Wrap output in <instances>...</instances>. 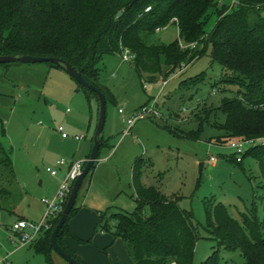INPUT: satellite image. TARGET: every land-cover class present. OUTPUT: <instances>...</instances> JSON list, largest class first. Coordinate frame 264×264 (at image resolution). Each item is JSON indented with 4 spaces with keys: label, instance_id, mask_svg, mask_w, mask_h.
I'll return each instance as SVG.
<instances>
[{
    "label": "rangeland",
    "instance_id": "1",
    "mask_svg": "<svg viewBox=\"0 0 264 264\" xmlns=\"http://www.w3.org/2000/svg\"><path fill=\"white\" fill-rule=\"evenodd\" d=\"M218 3L219 8L221 3L236 8L234 0ZM216 20L217 14L210 9L206 32ZM175 40L177 27L169 24L147 36L146 43L167 45ZM178 45L181 50L191 48L181 40ZM97 68L100 84L108 87L115 103H106L105 144L79 189L75 202L78 212L68 221L71 230L73 226L77 231L75 234L73 229L74 237H68L74 255L84 264H135L124 242L112 235L115 221L109 220L110 229L101 232L98 213L133 211L131 170L140 158L144 162L141 183L156 187L165 196H177L179 207L191 212L199 228L193 264H201L215 250L220 264H245L240 251H225L202 227L205 208L211 203L223 204L233 218L239 219L254 202L257 218L264 223V182L257 163L251 157L243 158L241 164L228 161L226 158L236 154L226 143L216 142L223 132L210 125L223 123V114L215 108L223 97L231 95L217 91L215 84L224 71L211 61L210 46L200 58L168 76L169 68L162 63L155 81L146 75L140 78L133 64L116 54L102 56ZM201 73L203 81L192 85L189 79ZM153 100L159 106L160 119L140 118L125 133V120ZM97 116L96 98L88 97L64 70L45 63L0 66V125L4 128L0 142L10 151L14 172V178L4 173L7 182L0 184L9 191V196L0 197V258L7 256L11 264H50L31 244L18 246L17 235L9 228L19 220H41L45 211L42 200L55 196L66 173L65 165L57 166L56 162L69 163L90 153ZM201 120L198 138H189ZM59 126L68 138L62 139ZM210 158L216 159L214 166ZM47 168L56 170V176ZM50 260L52 264H68L53 251Z\"/></svg>",
    "mask_w": 264,
    "mask_h": 264
},
{
    "label": "trees",
    "instance_id": "2",
    "mask_svg": "<svg viewBox=\"0 0 264 264\" xmlns=\"http://www.w3.org/2000/svg\"><path fill=\"white\" fill-rule=\"evenodd\" d=\"M219 5L218 0H0V56L62 59L100 90L106 103L114 104L112 93L99 82L97 65L102 56H121L126 49L138 76L155 81L162 63L169 68L168 76L200 58L210 46L211 61L224 71L215 84L217 91L231 93L215 108L223 114V123L210 124L223 132L216 142L229 145L241 139L264 138V0H234L235 9ZM210 9H214L217 20L206 32ZM169 24L176 25L178 40L167 45L146 43L147 36ZM179 40L198 47L181 50ZM202 81L203 73L189 79L192 85ZM86 92L88 97L96 98ZM202 121L196 132H190L195 137H189V133L186 136L197 139ZM0 131L3 135L2 125ZM102 141L101 147L105 144ZM245 157L257 163L264 182V145L248 148L239 162L236 157L226 159L241 164ZM143 163L138 158L132 165L133 211L99 212L98 225L108 231V221H115L112 235L124 242L135 264H193L199 228L191 212L179 207L177 196H165L156 187L141 183ZM94 167L95 163L90 172ZM4 173L14 178L10 151L0 142V184L7 182ZM1 196H9V191L0 185ZM77 212L74 205L58 231L57 242L84 264L65 244V238L74 237L68 221ZM205 213L202 227L219 247L227 252L240 251L245 264H264V223L257 218L254 202L239 219L233 218L221 203H211ZM60 216L53 218L50 229L31 244L50 264L49 241ZM217 255L218 250L213 251L201 264H220Z\"/></svg>",
    "mask_w": 264,
    "mask_h": 264
},
{
    "label": "built area",
    "instance_id": "3",
    "mask_svg": "<svg viewBox=\"0 0 264 264\" xmlns=\"http://www.w3.org/2000/svg\"><path fill=\"white\" fill-rule=\"evenodd\" d=\"M190 46L191 48H195V44H190ZM121 56L123 61L125 62H129L132 58L131 53L126 49L123 51ZM162 85L165 86L166 81H163ZM145 86L146 85H143L144 88ZM118 112L120 114L124 113L122 109H119ZM144 117L160 119L161 114L159 111V106L157 105L155 100H153V103L149 106L144 105L140 107L137 111H135L130 117H128L125 120V123L127 124V129L125 133L128 132V130L131 128V126L135 121ZM63 131H64L63 127L59 126L57 128V132L60 133L63 139L68 138V136ZM74 140L79 141L80 138L75 137ZM256 145H264V138H256V139H248V140L241 139L231 142L228 145V147L234 150L236 154V161L239 162L241 161L244 152L248 148L254 147ZM85 161L81 160V161H72L66 163L64 160H59L56 162L57 166H64V165L67 166V172L55 196L51 200H42V203L45 205V211L41 220L37 223L26 220H19L9 228L11 232L17 235L18 240H16L17 242L16 244L18 246L32 244L33 242L38 240L46 231L50 229L51 220L55 218L57 215L62 213L71 186L76 180V178L80 175L84 167ZM209 162L211 166H214L216 164V159L210 158ZM46 171L49 172L51 176H55L57 174L56 170H51L49 168H47ZM0 264H11V263L8 261V257L6 256L4 258H0Z\"/></svg>",
    "mask_w": 264,
    "mask_h": 264
},
{
    "label": "water",
    "instance_id": "4",
    "mask_svg": "<svg viewBox=\"0 0 264 264\" xmlns=\"http://www.w3.org/2000/svg\"><path fill=\"white\" fill-rule=\"evenodd\" d=\"M13 63H23V64H39V63H50L52 65L60 67L64 72L73 78L78 85L84 89L92 92L98 102V116L97 124L92 138V147L89 153L88 159L80 173L71 186L67 201L65 203L64 209L61 213L59 221L55 226L49 241L50 249L65 260L68 264H80L77 260L72 258L67 254L57 242V234L61 227L66 222L70 211L75 205L76 198L79 189L83 183L84 178L90 173V170L97 160L100 147L102 145V132L105 124V111H106V98L104 94L98 90L96 87L89 84L82 75L74 69L70 64L66 63L64 60L55 57H33L29 55H8L0 56V64H13Z\"/></svg>",
    "mask_w": 264,
    "mask_h": 264
},
{
    "label": "crops",
    "instance_id": "5",
    "mask_svg": "<svg viewBox=\"0 0 264 264\" xmlns=\"http://www.w3.org/2000/svg\"><path fill=\"white\" fill-rule=\"evenodd\" d=\"M166 84H167V81H166ZM145 85V84H144ZM103 86H105V85H103ZM107 89H108V87L107 86H105ZM144 88V87H143ZM145 89H146V86H145ZM109 90V89H108ZM110 91V90H109ZM111 92V91H110ZM113 95V94H112ZM113 97H114V95H113ZM63 139V138H62ZM88 155L89 154H87V155H83L81 158H79L78 160H76V161H85V160H87V157H88ZM72 162V161H71ZM66 167V172H67V166H65ZM66 174V173H65ZM56 176V175H55ZM65 177V176H64ZM64 179V178H63ZM61 182H62V180H60ZM9 212H11V211H9ZM70 226H71V224H70ZM74 228H73V226H72V230H73ZM69 230L71 231V233H72V235L74 236V233H73V231H75V234H77L76 232V229H74L73 231L71 230V227H69ZM101 232H103V231H101ZM103 237V236H102ZM69 239L70 238H66L65 239V244H66V246L68 247V249L71 251V252H74L72 249H71V247H72V245H70V242H69ZM106 241L107 240H105L104 239V244L106 243ZM98 242H100V237H99V240H98ZM75 253V252H74Z\"/></svg>",
    "mask_w": 264,
    "mask_h": 264
}]
</instances>
